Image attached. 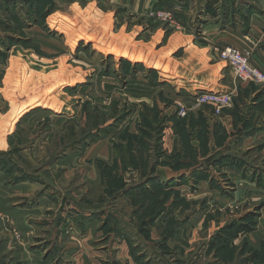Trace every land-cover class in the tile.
<instances>
[{"label":"rangeland","instance_id":"374dc122","mask_svg":"<svg viewBox=\"0 0 264 264\" xmlns=\"http://www.w3.org/2000/svg\"><path fill=\"white\" fill-rule=\"evenodd\" d=\"M44 1L0 0V176H4L0 177V191L7 182L12 180L11 183H22L23 177L27 176L28 180L45 183L44 191L48 190L51 198L58 199L56 210L59 209L60 215L63 214L68 220H61L58 226L57 231L62 239L59 240L58 236L60 242L57 240L55 256L60 257L51 264H59L63 256L70 264H74L73 258L67 259L66 255L59 253L62 244L67 241H72L69 246H80L81 234L78 231L85 227L84 219L80 220L81 210H93L97 214L104 210V214L115 215L108 217L111 220L110 230L119 222L120 228L132 235L139 249L143 245L149 250L148 245L143 243L145 236L151 235L152 231L158 238L152 241L159 244L166 243L170 237L167 233L172 231L173 237L167 243L171 246L182 245L180 252L182 248L191 252L187 260H180L181 264L199 259L201 264H256L244 262L250 254L246 252L241 255L240 248L247 244L256 250L263 249L264 195L251 191L243 192L241 199L233 198L232 202L220 199L232 192L230 182L233 179L229 173H223L216 163L210 168L212 174H208L221 182V188L216 185L215 189H201L194 179L191 188H175L173 193L158 192L156 197H153L154 193L124 195L122 191L138 190L135 187L145 182L150 175L158 176L159 168H189L197 165L201 158L210 160L217 150L226 146L228 140L229 134L224 127L221 128L222 123L219 121L224 112L233 110L234 104L238 102L243 114L240 122L244 123V130L248 129V124L257 115L253 108L264 111L261 105H255L260 94L257 92L258 86L264 84L238 78L237 92L231 90V105L223 108L220 114L215 112L213 104H196L199 108H208L213 119L211 124L206 120L207 140H203L199 133L194 134L192 145L196 148V155L188 154L183 137L175 128L179 118L173 117L178 114L181 105L187 108V113L180 117L192 114V104L178 101V95L169 94L165 87L148 88L149 83L140 81L137 83L144 86L134 84L131 74L134 68L115 56L122 54L130 57L131 52L130 55L135 58L137 53L150 62L160 58L156 63L162 66L165 49L157 52L149 40L155 30H164L158 48L166 42L171 32L183 31L176 18L177 8L150 7L137 13L133 9L135 0ZM163 10L173 12L176 24L152 15ZM219 50L215 58L220 60ZM166 68L170 69V65ZM136 71L139 75L145 74L144 65L140 63ZM241 83L249 84V88L253 89L251 92H256V95L252 97L250 89L242 91ZM125 112L127 116L124 118ZM146 113L152 118L156 117L155 126L149 129L150 135L144 137L147 144L140 146L138 142H142L139 138L143 136V114ZM193 115L188 119L198 118ZM158 125L162 127L159 136L155 130ZM199 128L200 125H196V130L199 131ZM99 143L92 154L89 151L88 155L84 154L87 147ZM262 149L264 142H256L253 147H242L235 151L240 154L241 160L246 157L250 163L264 167V153L261 156L259 154ZM70 150H75L72 152L77 156L65 157L64 153ZM58 155L63 157L62 161H57ZM225 156L231 157L226 153L222 158ZM258 174L262 175L246 173L242 179H247V175L253 178ZM192 176L196 177L193 173L190 178ZM39 191L32 198H36ZM140 197L146 198L147 202H143ZM153 199L166 202L165 209L159 210V203L156 206L157 214H163L150 226L143 225L150 218V212L155 211L153 205H148ZM134 203L143 204L139 207ZM250 213H255L253 230L234 239L233 249L228 256L223 257L226 260L219 258L215 251H209L208 243L217 230ZM54 214L48 217L51 225L54 224ZM1 215L2 212L0 221L4 219L9 225L8 218ZM130 215H133L135 222L129 219ZM10 229L16 241L22 240L18 228ZM113 230L116 239L104 232L91 244L96 245L99 251L103 245L117 246L120 236ZM69 234L73 237L71 235L72 238H69ZM47 238V242H51L50 237ZM6 239L0 234V264H31L26 262L21 251L13 248L12 242L9 241L6 246ZM43 246L32 249L39 256V264H45V258L50 254V261L54 259L53 250L51 253L41 252L40 247ZM165 254L166 257H163L166 259L162 260V264L178 259L173 250ZM140 255L141 252L135 256ZM257 264H264V257H260Z\"/></svg>","mask_w":264,"mask_h":264},{"label":"crops","instance_id":"0c3cea01","mask_svg":"<svg viewBox=\"0 0 264 264\" xmlns=\"http://www.w3.org/2000/svg\"><path fill=\"white\" fill-rule=\"evenodd\" d=\"M252 6L256 8V10L249 15L247 11ZM150 7L177 8L176 18L179 21V23H177L180 27H183V31L175 30L171 32L166 42L158 48L157 44L163 40L164 30H155L154 35L151 37V40H149V42H153L157 52H162L165 49V57L163 58L164 64L160 66L156 63L160 61V58L156 62H150L149 59L142 55L138 56L139 54L137 53L135 58H133L130 55L131 52L130 54L128 52L131 58L124 55L122 56V54H115V56L118 59L131 61L133 64L141 63L145 67V74L149 71H155L157 73L158 78L155 81L157 84L156 86H152L151 81L149 82L143 73L133 77L132 81L134 84L143 85L141 83H150L148 88H156L157 86L161 88L165 87L169 94L178 95L176 97L178 101L192 104L191 107L194 111L192 114L198 116L199 113H201L210 123L213 118L208 108H199L200 106L194 103V96L206 90H234L237 92L239 86V79L235 76L230 67L227 66V63L215 58L218 57V48L222 49L227 45H232L242 50L249 51V62L264 70V0H135L133 5V9L137 13L144 12ZM211 11L215 13L211 14ZM223 11L227 14L226 16L222 15ZM197 35L198 38L196 37ZM157 37L158 39H156ZM168 64L170 65V69L166 68ZM139 81L141 83H137ZM240 86L242 91L250 89L249 92H253V89L249 88V84L241 83ZM258 87L259 89L257 92H260V94L255 105H261L264 109V86ZM252 92L250 94L253 97L256 95V92ZM259 101L262 103L259 104ZM35 107L36 106L32 108ZM253 110L257 112V115L253 118L252 123L250 122L248 124L249 126L247 125L248 129L246 130H244V123L240 122L243 114L241 113V107L238 102L234 104L233 110L229 109L224 112L219 121L222 123V125H220L222 126L221 128L224 127L229 134L228 140L226 146L217 150L211 156L212 158L210 160L208 159V161H206L201 158L197 165L189 168L167 170V167H162L164 169H157L158 176H156L162 182L171 180L176 181L175 188H191L195 179L193 176L190 178L192 173L199 171L212 174L210 168L216 163L215 165L221 167L223 173H229L230 177L233 179V182H230L233 187L231 188L232 192L228 195L229 197L224 195L225 197L221 196L219 197L220 199L232 202L235 198L241 199V194L243 192L251 193V191L258 192L260 196L264 195L263 181L259 182L249 175H247L249 179H242L246 173L253 174L254 172L262 174L264 179V167H259L254 163H250L246 157L241 160L240 154L235 151V149H240L242 147H253L256 142H264V111L260 112L258 109H255V107ZM56 111L59 112V110ZM61 112H63V110H60L59 113ZM100 144L101 143L87 147L84 154L88 155V151L89 154H92V152L95 151V147ZM262 150L264 151V149ZM70 151H67L69 153H64V156L70 155L72 158L77 156V154L72 152H76L75 150ZM263 151L260 150V156L261 153H264ZM226 153L230 154V159L228 156H225L224 159L222 158ZM58 156L61 157V155ZM60 157L57 159L58 162L63 160V157ZM262 157H264V155ZM231 158L236 161H231ZM221 159H223V161H220ZM92 166L95 167L93 164ZM213 172H215V170ZM182 175H184V179L181 180L179 177ZM6 177L8 179V176L5 175V178ZM97 177L99 181V176ZM11 181L7 182L5 188H2L0 191L1 216H6L8 218L7 221H9V225L4 219L0 221V234L7 237L6 246L9 241L12 242L13 248L23 253L26 262L37 264L39 256H36L32 249H34L33 247H39L44 244L43 248L40 247V250L42 249L41 252L46 253V251H49V253H51L53 250L52 255L54 256L52 262L50 261L51 254L49 255L50 257L46 256L45 264L56 262L60 256H55V246L56 243L62 239L57 231L58 226H60L61 220L67 219V217H63V214L60 215L59 209L56 210L58 199L51 198V193L48 192V190L44 191L43 187L46 186L45 183L43 184L31 180H24L22 183H11ZM195 182L200 185L201 189L207 187L215 189L216 185L221 188V182H217V180H215L214 183H210L209 180ZM222 188L225 189L224 186ZM37 191H39L37 197L32 198ZM232 194L233 196H231ZM214 195L216 196V194ZM89 211L91 212H88V210H81L80 218H82L80 220L84 219L85 227L84 230L81 229L78 231L81 235L79 233L77 234V236L80 235L79 238H81L79 240V242H81L80 246H69L72 241H67L63 243L62 248H60L62 251H60L59 254L63 253L66 255V258L68 257L67 259L73 258L72 261L74 264H103L107 262L110 264H162L161 262H164L166 259L164 258L166 257L165 253L170 250H173L175 254H177L179 260L167 262L166 264H181L180 260H187L191 253L184 248H182L180 252V247H182V245L178 246L177 244H173V246H171V244H168L169 238H172L173 235L167 239V248L166 244H159V242L152 241V239H158L153 235L154 233L152 230V234L148 235L149 237L145 236V241L143 243L146 246L148 245L147 248H149V250L143 248V245L139 249L132 235L120 228L119 222L117 226L111 224L113 227L110 230L109 224L111 220H109L108 217H114L115 215L107 214V212L104 214V210L99 212V214L93 210ZM52 213L55 214L53 217L54 224L51 225L49 224L50 220L48 217ZM68 217L70 216L68 215ZM129 219L135 222L133 215H130ZM104 220L106 222L103 224L102 222H104ZM11 226L21 231L22 240L16 241L11 232ZM100 226L101 228L99 229ZM113 229H115L120 236L117 246L109 247L103 245L100 248L102 249L101 252L98 250L99 248H95L96 245L91 244L97 236L103 235L104 232H106V234H115ZM72 234H69V238L73 237ZM48 236L51 242H47L46 239H48ZM113 237L115 239L117 238L114 235ZM105 247L107 248L105 249ZM140 252V261H135L136 259H134V257H138L135 255H138ZM42 255L44 256V254ZM180 256H182V258ZM63 258V261L59 264L70 262ZM189 264H201V260L199 259Z\"/></svg>","mask_w":264,"mask_h":264},{"label":"trees","instance_id":"16d2710c","mask_svg":"<svg viewBox=\"0 0 264 264\" xmlns=\"http://www.w3.org/2000/svg\"><path fill=\"white\" fill-rule=\"evenodd\" d=\"M37 1L39 2L42 0H37ZM39 3H41V2H39ZM41 7H42V4H41ZM255 10H256V8H254L252 6L251 8H249V10L247 12L250 15ZM210 13L214 14L215 12L211 11ZM222 15L226 16L227 14H225L223 11ZM11 60H13V59H11ZM121 61L125 62L126 64H128V65L132 66V68H134V70L131 72L132 76L136 77V75H138L136 68H137V66H139V64H133L130 61H127L125 59H121ZM144 75H145V77H147L149 82L151 81L152 86L157 85L155 82L157 80L156 79L157 73L155 71H149L147 74H144ZM125 76H126V73H125ZM191 115L192 114H190L189 116H191ZM126 116H127V113L125 112L122 117L125 118ZM189 116L182 118V117L178 116V114H176L173 118L174 119H177V117L179 118L175 122V128H176L177 133H179L183 137L182 140L184 143L183 145H185L184 147H185L186 153L195 154L196 148H195V146L192 145V141L195 139L194 134L199 133L201 135V137L203 136V140H207L208 124L206 122V118L201 113L198 115L199 119L193 118V117H191L192 119H188ZM122 117L119 120H121ZM155 118L156 117L152 118L148 113L143 114L144 123H143V126L141 127V131L143 132V136L139 139H141V141L144 144L142 142H138V145L145 146V143L147 144V140L144 137H145V135H148V136L150 135L149 129L151 127L155 126V122H154ZM196 125H200L199 131L196 130ZM161 128L162 127L158 125V127L155 129V130H157L158 136L160 134ZM158 140H159V138H158ZM203 142L204 141H202V143H201L202 146L204 145ZM228 158L230 159V157H228ZM177 159H178V157H177ZM231 159H232L231 161H236V160H233V158H231ZM182 165H184V164H182ZM179 166H181V165L179 164ZM176 169H179V168L177 167ZM153 173H154V171L151 174H153ZM193 174L196 175V177H195L196 181L209 180L210 183L215 182V180L213 178H211L207 172L196 171ZM179 178L181 180L184 179V175H182ZM23 179L28 180L27 176L23 177ZM253 179L258 180L259 182L260 181L264 182L262 175H259V174L256 177L254 175ZM175 183H176V181H174V180H171L168 182H162L156 175H150L149 178L145 182H143L142 184L135 187L138 190H135V191L123 190L122 192L124 195H126V194L131 195L133 193H135L136 195H147L149 193H154L153 197H156V194L158 192L173 193L172 190L175 189V186H176ZM213 186H214V184H213ZM217 187H219V186H217ZM131 196H133V195H131ZM140 199L143 200V202H147V199L144 197H140ZM149 201H150V199H149ZM159 203H161L159 210L165 209V206H166L165 203L166 202L162 203L161 200L158 201L156 199H153L152 203L149 202V204H148L149 207H151V205H153V209L155 211L150 212V215H151L150 218L147 221H144L143 225H149L150 226L159 218L158 217L159 215L163 214V213L157 214L156 206ZM134 204H137V205H139V207H141L143 203H141V204L134 203ZM254 221H255V213H250L248 216H245V217H243L237 221L230 222V223L226 224L225 226L221 227L219 230H217L212 235L211 240L208 243L209 251H215V254L218 253L219 258H223L225 256H228L229 253L231 252V250L233 249L232 242L234 241V239L237 238L240 234L250 232L251 230H253ZM145 227H148V226H145ZM141 229H143V228H141ZM167 235L172 236V231H169L167 233ZM166 236H165V240L167 239ZM164 244H166V243H164ZM262 248L263 249H261V250L260 249L256 250L255 248L248 246L247 244H244L243 246H241V248H240L241 249V255H245L246 252H249V254H250V256L248 258H245L246 260L244 262H247V263L252 262V263L257 264V260L260 257L261 258L264 257V242L262 243ZM215 257L217 258V255H215ZM136 260L140 261V258L137 257ZM224 260H226V259H224Z\"/></svg>","mask_w":264,"mask_h":264},{"label":"built area","instance_id":"2783aa9c","mask_svg":"<svg viewBox=\"0 0 264 264\" xmlns=\"http://www.w3.org/2000/svg\"><path fill=\"white\" fill-rule=\"evenodd\" d=\"M152 15L156 18L172 21L176 24L173 12L170 10L157 11ZM219 58L221 61L227 63L237 78L256 84H264V70L249 62V51L227 45L219 50ZM194 101L197 105L213 104L215 105V112L220 114L223 108L231 105L232 92L212 90L201 91L194 96ZM186 113L187 108L181 105L180 109H178V115L184 117Z\"/></svg>","mask_w":264,"mask_h":264}]
</instances>
